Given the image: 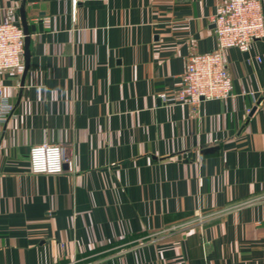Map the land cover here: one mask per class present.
<instances>
[{
  "label": "crops",
  "instance_id": "crops-1",
  "mask_svg": "<svg viewBox=\"0 0 264 264\" xmlns=\"http://www.w3.org/2000/svg\"><path fill=\"white\" fill-rule=\"evenodd\" d=\"M225 1L0 0L31 37L24 80L0 70V264H264V37L225 51L228 98L160 95ZM46 141L72 170L32 172Z\"/></svg>",
  "mask_w": 264,
  "mask_h": 264
},
{
  "label": "built area",
  "instance_id": "built-area-1",
  "mask_svg": "<svg viewBox=\"0 0 264 264\" xmlns=\"http://www.w3.org/2000/svg\"><path fill=\"white\" fill-rule=\"evenodd\" d=\"M76 8L77 0H72ZM218 47L190 56L181 74V85L174 93L161 92L167 105L176 103L199 106L210 99L228 98L232 76L225 51L238 48L249 51L255 39L264 37V11L261 0H226L216 6L212 17ZM25 32L23 27L7 18L0 21V70H24ZM14 105L0 85V130L13 113ZM30 166L34 173H60L73 169V160L65 144L43 142L30 150Z\"/></svg>",
  "mask_w": 264,
  "mask_h": 264
},
{
  "label": "water",
  "instance_id": "water-1",
  "mask_svg": "<svg viewBox=\"0 0 264 264\" xmlns=\"http://www.w3.org/2000/svg\"><path fill=\"white\" fill-rule=\"evenodd\" d=\"M33 29L35 28L32 27ZM30 32L29 30H25V50H24V60H25V65H24V70H23V80L25 77V74L29 68L30 64V56H31V51H30V42H31V37H30ZM22 80V81H23ZM23 83V82H22ZM256 110V106L251 110V114H253ZM214 148H207L203 150L204 153L211 152Z\"/></svg>",
  "mask_w": 264,
  "mask_h": 264
}]
</instances>
